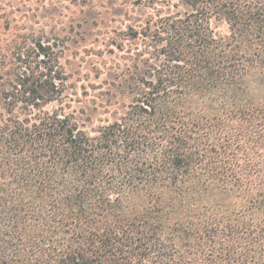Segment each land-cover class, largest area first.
<instances>
[{"label": "trees", "instance_id": "1", "mask_svg": "<svg viewBox=\"0 0 264 264\" xmlns=\"http://www.w3.org/2000/svg\"><path fill=\"white\" fill-rule=\"evenodd\" d=\"M134 3L150 55L90 109L0 38V264H264V0Z\"/></svg>", "mask_w": 264, "mask_h": 264}, {"label": "rangeland", "instance_id": "2", "mask_svg": "<svg viewBox=\"0 0 264 264\" xmlns=\"http://www.w3.org/2000/svg\"><path fill=\"white\" fill-rule=\"evenodd\" d=\"M156 18L154 7L134 0H0V38L5 44L12 40V50L15 45H31L32 40L50 43L70 96L76 99L72 106L90 109L91 101L101 104L113 82L125 79L133 64L149 57V39L141 33L133 37L132 30L139 32ZM216 31L224 33L225 26ZM121 102H128V96L98 105L90 111L92 123H105L120 110Z\"/></svg>", "mask_w": 264, "mask_h": 264}]
</instances>
